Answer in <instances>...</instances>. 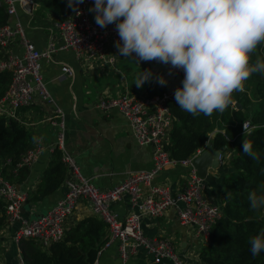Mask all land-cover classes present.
Returning <instances> with one entry per match:
<instances>
[{"label": "built area", "instance_id": "2783aa9c", "mask_svg": "<svg viewBox=\"0 0 264 264\" xmlns=\"http://www.w3.org/2000/svg\"><path fill=\"white\" fill-rule=\"evenodd\" d=\"M28 1L0 0L8 18L7 22L0 24V73H9V81L0 95V117L16 120L17 110L33 103L35 97L52 104L51 114L46 120L57 130L55 143L50 150L58 149L61 152L66 172L61 183L64 187L62 195L49 209L31 219L19 215L25 194L0 175V200L4 204L5 220L7 223L17 222L12 236L16 244L15 264H24L18 246L20 240L34 239L45 247L60 240L66 229V220L81 198L88 201L92 215L106 225L105 240L97 249L92 264H97L101 252L110 247L115 249L120 264H124L139 249H143L155 264L163 259L170 260L172 264H194L178 257L168 238L146 237L141 229L142 218H158L167 209H172L179 223L192 225L195 236L201 237L205 243L209 228L221 214L220 205L204 194L203 179L191 165L193 157L202 149L180 161L170 158L163 149L172 123L168 104L176 102L174 91L177 87H182L183 70L172 69L170 65L157 61H143L168 69L177 76V82L151 96L125 90L114 96L98 97L97 106L103 111L116 109L120 112L138 145L151 147L152 165L149 170L126 175L107 189H97L89 178L77 171L70 156L64 152L63 114L54 105L45 87L40 74V60L50 59L57 51L68 50L78 60L111 65L119 54L115 47V42L120 39L118 32L115 24L101 28L95 22V13L89 11L93 0H84L75 5V10L71 7L69 12L55 18L53 25L56 33L52 34L53 38H50L45 48L39 50L25 37L21 23L15 18L16 4L23 6ZM15 45L20 48L17 52L13 51ZM59 69L61 75L70 77L71 71L67 65L62 64ZM41 149L40 145L32 146L21 157L19 165H30ZM218 159L219 164L224 162L221 153L218 154ZM176 164L182 165L187 171L179 189L170 190L166 185L153 184L146 194L141 193V185H147L164 167ZM122 196L131 204V209L122 218H118L111 211L110 204Z\"/></svg>", "mask_w": 264, "mask_h": 264}, {"label": "crops", "instance_id": "0c3cea01", "mask_svg": "<svg viewBox=\"0 0 264 264\" xmlns=\"http://www.w3.org/2000/svg\"><path fill=\"white\" fill-rule=\"evenodd\" d=\"M28 2L34 5L29 11L23 8L26 3L23 6L16 4L15 18L21 23L25 37L37 49L43 50L50 38H53L52 34L56 33L53 22L57 16L50 12H43V15L39 16L35 14V1ZM11 19L13 20L12 17ZM19 50V47L13 46V51ZM62 64L69 67L70 77L61 75L59 68ZM143 70H151V77L143 86L137 87L134 81ZM40 74L54 105L63 114L64 152L70 156L77 171L89 178L95 188L107 189L132 172L151 168V147L138 145L120 112L116 109L103 111L97 106V99L105 95L114 96L125 90L140 94H146L148 87L166 90L178 80L174 73L143 61L138 65L135 63V54L128 59L118 54L114 63L104 65L78 60L70 51L61 50L52 54L48 60H40ZM159 76L167 81L166 85L162 86L157 82ZM52 108V104L35 97L33 103L18 109L16 113V120L33 134L32 146L40 145L42 148L35 160L27 166L26 176L13 184L26 198L36 189L40 174L50 160V148L55 143L57 128L46 120ZM235 143L233 139L220 148L219 153L223 155L224 162L214 170L206 168V172L201 176L204 194L220 206L227 196L221 177L231 171L229 161L233 156ZM186 172V168L179 164L166 166L157 172L147 185H141V193L146 194L149 186L153 184L166 185L170 190L179 189ZM63 191L64 187L60 184L55 191L41 200L24 201L19 211L20 217L29 218L30 214L35 216L45 212ZM110 209L118 218H122L131 209V204L122 196L110 204ZM91 214L88 201L81 198L66 220V229L79 218ZM16 226V221L6 222L0 230V264H15L16 244L12 236ZM141 229L146 237L168 238L174 253L186 262L196 263L199 260L198 251L203 244H199L195 228L192 225L180 224L172 209H167L158 218H142ZM97 264H120L115 249L110 247L102 251ZM124 264L155 263L150 261L143 249H139ZM157 264L172 263L163 259Z\"/></svg>", "mask_w": 264, "mask_h": 264}, {"label": "trees", "instance_id": "16d2710c", "mask_svg": "<svg viewBox=\"0 0 264 264\" xmlns=\"http://www.w3.org/2000/svg\"><path fill=\"white\" fill-rule=\"evenodd\" d=\"M35 14L50 12L61 16L70 11L68 0H34ZM8 21L0 5V24ZM264 59V45L258 46L251 62ZM9 81V73H0V95ZM153 88V89H151ZM148 87V96L162 91ZM233 103L223 112L211 116H193L181 110L176 102L168 104L172 123L163 149L173 160L180 161L210 144L213 149L235 139L231 171L221 177L227 196L220 206V216L211 225L207 241L198 251L194 264H264V252L253 257L250 238L264 231V208L253 209L249 195L264 185V74H253L243 92L233 93ZM247 122V132L241 126ZM33 134L22 123L0 117V175L9 183L22 180L27 166L19 165L21 157L32 147ZM243 140L252 145L258 159L243 152ZM58 149L51 151L48 165L40 174L38 185L25 201L41 200L55 191L65 176L66 168ZM6 224L4 204L0 200V230ZM106 236V225L95 215H85L65 229L57 242L48 246L34 239H22L18 246L24 264H92L97 249Z\"/></svg>", "mask_w": 264, "mask_h": 264}, {"label": "clouds", "instance_id": "9594fccd", "mask_svg": "<svg viewBox=\"0 0 264 264\" xmlns=\"http://www.w3.org/2000/svg\"><path fill=\"white\" fill-rule=\"evenodd\" d=\"M84 0H68V6ZM90 12L104 28L115 24L120 56L135 63L157 61L183 70L182 87L174 91L178 107L193 116L223 113L233 93L243 92L253 74H264V59L251 62L264 45V0H94ZM151 77L141 71L137 87ZM160 85L167 81L157 77ZM244 133L248 125L243 124ZM243 152L258 159L249 141ZM253 209L264 208V185L249 195ZM253 257L264 252V231L250 238Z\"/></svg>", "mask_w": 264, "mask_h": 264}, {"label": "water", "instance_id": "95a60500", "mask_svg": "<svg viewBox=\"0 0 264 264\" xmlns=\"http://www.w3.org/2000/svg\"><path fill=\"white\" fill-rule=\"evenodd\" d=\"M34 7L33 3H26L23 8L29 11ZM236 107H239L237 102H233ZM221 149H213L210 144H207L193 159L191 160L192 167L196 170L199 176L204 175L206 168L216 169L219 167L218 154Z\"/></svg>", "mask_w": 264, "mask_h": 264}, {"label": "rangeland", "instance_id": "374dc122", "mask_svg": "<svg viewBox=\"0 0 264 264\" xmlns=\"http://www.w3.org/2000/svg\"><path fill=\"white\" fill-rule=\"evenodd\" d=\"M93 4H94V1L91 2V4H90V8L93 7ZM25 208L27 209V206H25ZM33 217H34V215H33V214H30V215H29V218H28V217H27V218H28V219H31V218H33ZM198 242H199V244H201V243L204 244L203 241H202V239H201V237H198Z\"/></svg>", "mask_w": 264, "mask_h": 264}]
</instances>
